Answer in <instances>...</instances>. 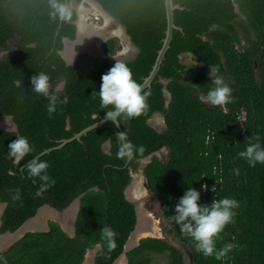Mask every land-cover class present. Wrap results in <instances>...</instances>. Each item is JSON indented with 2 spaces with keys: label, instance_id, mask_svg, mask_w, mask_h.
Wrapping results in <instances>:
<instances>
[{
  "label": "trees",
  "instance_id": "1",
  "mask_svg": "<svg viewBox=\"0 0 264 264\" xmlns=\"http://www.w3.org/2000/svg\"><path fill=\"white\" fill-rule=\"evenodd\" d=\"M95 1L125 27L138 48L134 57L122 62L141 83L164 36V0ZM58 3L66 7V18L53 15L50 0H0V50H7L0 58V114L10 115L17 127V131L0 129V203H6L0 231H14L42 204L62 209L84 195L72 237L57 222L48 221L49 230L27 231L0 251V264H81L86 250L96 244L100 248L94 264H111L135 224L133 204L123 194L130 181L129 167L135 170L138 158L162 146L168 152L153 154L143 166L145 184L159 204L160 217L169 225L166 234L186 249L190 264H264V164L250 167L238 156L249 143L256 142L257 135L264 147V0H173L183 7L173 11L174 23L181 30H173L157 75L150 87L143 89L151 93L149 108L128 122L121 119L122 130L133 144L143 145V154L124 167L126 160L117 158L118 130L107 122L80 141H70L39 157L49 163L47 174L55 184L36 197L41 181L29 178L27 170L20 167L60 139L104 118L105 111L112 108L100 109L94 92H99L102 74L116 61L80 52L72 64H66L58 51L62 38H74L76 13L66 0ZM234 3L247 17L248 27L235 21ZM240 32L246 47L240 44ZM117 47L113 38L102 44L106 54H113ZM182 54L200 59L205 67L186 65ZM211 65L233 89L234 102L227 104L225 111L200 100V95L213 87L206 68ZM39 72L51 76L53 90L64 81L59 96H67L68 103L58 104L51 117L47 98L31 90V77ZM165 90L170 94L168 103ZM154 113L163 116L160 132L147 123ZM19 135L28 139L34 151L17 166L8 157L7 145ZM109 138L106 153L101 145ZM189 187L200 192V205L224 197L240 202L235 222L226 225L216 242L218 249L226 243L236 245L223 260L197 253L193 241L172 219L175 205ZM17 188L20 200L13 201ZM106 225L118 233L111 251L101 240ZM156 256H165L166 264H186L176 245L149 236L126 252L125 264H154Z\"/></svg>",
  "mask_w": 264,
  "mask_h": 264
},
{
  "label": "clouds",
  "instance_id": "2",
  "mask_svg": "<svg viewBox=\"0 0 264 264\" xmlns=\"http://www.w3.org/2000/svg\"><path fill=\"white\" fill-rule=\"evenodd\" d=\"M50 6L54 10L53 15L59 13L61 18H66L67 9L58 0H50ZM210 81L213 85L206 95H201L203 103L224 108L227 104L234 102L232 96L233 89L219 75V70L211 65L209 72ZM51 76L45 72H39L31 77V90L48 100L47 112L49 117L57 111V105H66L68 97L63 99L59 96V90H53ZM99 96L100 109H107L110 105L111 110L105 111L104 120H110L114 126L121 124V119L128 122L144 114L149 105L147 99L150 92L143 90L142 85L133 78L131 68L120 60L101 76L99 92H94ZM118 152L117 158L131 161L137 154L145 151L143 145L136 146L129 139L126 131L116 133ZM255 141L249 143L244 151H240L238 156L247 161L250 167L257 164H264V147L259 143V135L255 136ZM110 142V138H109ZM8 157L13 163L20 166V162L34 151L28 139L19 135L8 143ZM50 167L47 161H42L38 156L28 160L21 167L26 169L29 178H39L40 187L36 190L35 196L42 197L49 187L55 184V180L48 174ZM238 173V169L235 170ZM35 179L33 183H35ZM218 183V181H217ZM206 188V185H202ZM215 192V188H212ZM200 192L189 187L185 190L182 197L175 205V214L172 216L174 222L179 226L180 231L193 241L194 250L204 257H214L216 260L225 259L228 254L236 247L232 243H226L221 248H217L216 242L220 239L226 225L234 223L237 215L236 210L240 207V202L235 198L224 197L219 200H212L210 204L200 205L198 200ZM13 201L20 200V190L17 188L12 195ZM118 233L111 226H104L101 229V240L106 241L108 249L114 250L116 247V237Z\"/></svg>",
  "mask_w": 264,
  "mask_h": 264
},
{
  "label": "water",
  "instance_id": "3",
  "mask_svg": "<svg viewBox=\"0 0 264 264\" xmlns=\"http://www.w3.org/2000/svg\"><path fill=\"white\" fill-rule=\"evenodd\" d=\"M90 1L95 2L109 16V18L115 23V25H118V26H120L122 28L124 34L127 37V40H128V43H129V47L132 49V54H131V56H128L126 54V52L121 53V52H117V50L113 54H105L103 52V49H102V44L107 39L117 38L118 41H120L119 38L116 37V36H114V35L113 36L107 35V36L102 37V39L99 41V45H98V48H97V52H94V51H91V50L85 49V48L77 49L76 51L73 52L72 57H70L69 59H67L63 55V50L65 49V41L66 40L75 41L77 39L78 35H79V29L80 28H79V24H78V20H79V8L74 4L75 1H73V0H69V1L66 0V4H68L71 8H73L75 10L76 19L74 21V24H75L76 29H75V35H74V38L73 39H69L67 37L62 38V48L58 52L61 55V57L64 59L65 63L66 64H72L75 61V59L77 58V54L80 53V52L88 53V54H90V55H92V56H94L96 58L104 59L107 62H115L116 60L126 61V60L134 57L136 55V53L138 52V48L131 41V37L127 33L125 27L120 22H118L116 19H114L108 12H106L103 9V7L97 1H95V0H90ZM164 6H165V19H166V27H165V30H164V36H163V38L161 40V46L157 50V54L155 56V60H154V62L152 64V66H151V69L149 70L148 74L143 78L142 82L140 83L142 85V88L143 89L150 87L151 82L153 81V79L157 75L158 70L160 68V65H161V63H162V61L164 59L165 53H166L167 49L169 48L170 42L172 40L173 30L174 29L181 30V27L177 26L174 23L173 11L175 9H182L183 7L180 6L178 3H173V0H164ZM63 85H64V81H61L59 83V85L56 87V89H62L63 88ZM164 92L168 96V91L165 90ZM0 116L8 117L10 119L11 123H12V127H3V126H0V129H4V130H8V131H17L16 124H15V122L13 121V119H12V117L10 115H2V114H0ZM107 122H111V121L110 120H104V118H102V119H100L98 121H95L94 123L89 124V125L85 126L84 128H82L80 131L74 133L72 136H70L68 138H62V139H60L56 145H54L52 147H49V148H46V149H43L41 152H39L34 157H36V156L40 157L43 154L48 153L51 150L59 149V148H61L62 146H64L66 143H68L70 141H73V140L80 141L81 140V137L83 135H85L87 132L91 131L92 129H94L96 127H100V126H102L103 124H105ZM147 123L149 125H152L151 118H148L147 119ZM115 127L117 128L118 132L123 131L122 130V127H121V124L118 127L117 126H115ZM101 147H102V149H103L104 152L109 153V149H110L109 139H106L102 143ZM155 153H157V152L155 151V152H152V153H150V154H148V155H146V156H144L142 158H138L137 161L147 162V161H149L150 157L153 154H155ZM128 162L129 161H126V163L124 164V167H128ZM24 164H26V163H24ZM21 167H20V169H21ZM134 174H138L141 177V180L143 182V180H144V174H143V172L141 170H139V169L136 171V170H133V169H131L129 167L130 181L125 186V188L123 190V194H124L125 199L128 200L129 202H131L133 204L134 213H135V224H134V227L132 228V230L129 232V234H128V236H127V238H126V240H125V242L123 244V248H122L121 253L113 260V262L111 264H114L120 258H122V261H121L120 264H125L127 262L126 252L128 250L134 248L135 246H137L140 239H142L144 237H148V236L149 237H157V236L150 235V234H144V235H138V237L135 238L137 232L140 231L139 228H142L146 232L151 231L154 221L152 219L151 214L144 207V204H143V199H144V197L146 195V190L144 191V193H145L144 197L141 195L138 198H133V197H131L128 194V189L130 188V186H131V184L133 182V175ZM92 189L96 190L97 187H92ZM83 195H84V193H81L80 195H78L77 197H75L74 199H72L68 203V205H66L62 209H57V208H55V207H53V206H51L49 204H42V205H40L36 209L35 213L32 216H30L26 220H24L14 231H5L4 233H6V232H8V233L16 232L26 221H28L31 218H34L36 216L37 212L39 211V209L42 208V207L48 206L49 208H52L53 210H55L57 212H62L64 210H66L67 208H69L72 203H75L76 204V209H75V212H74V215H73V219H72V227H71L72 229L71 230H67L57 220L53 219L54 222H58V224L61 227V229L68 236L72 237L74 235V233H75L74 224H75V219H76L77 213L79 211L80 198ZM5 205H6L5 202L0 203V216H1V213H2ZM47 230H49V226L47 224L45 225L44 228L27 229V230L23 231L20 235H18L16 238H14L13 240H11L9 243H7V244L3 245L2 247H0V251L6 250L11 244H13L16 240H18L27 231H47ZM4 233H0V235H2ZM134 238H135V240H134ZM99 248H100V244H96L95 246H93L92 248H90V249L93 250V256H92L91 264H94V257H95L96 251ZM87 250H89V249H87ZM87 250H86V253H87ZM86 253H85V255H86ZM85 255H84V257H85ZM83 263H84V259H83V261H82L81 264H83Z\"/></svg>",
  "mask_w": 264,
  "mask_h": 264
},
{
  "label": "bare ground",
  "instance_id": "4",
  "mask_svg": "<svg viewBox=\"0 0 264 264\" xmlns=\"http://www.w3.org/2000/svg\"><path fill=\"white\" fill-rule=\"evenodd\" d=\"M91 2L93 3V1H91ZM99 8L94 2L90 10L93 12L92 14H94L96 16L102 15V17L104 18V25L99 26V27L93 26L94 29L92 27L89 29L88 27L85 26V28H84L85 30L83 31V29H82V31H81L82 37L78 41H76L75 43H70L73 41L66 40L65 41V49L63 50V55L66 58H67V56H69L71 54V52H74L77 49H82V48L97 52V46L99 45V41L102 39V37L107 36V35H109V36H113V35L115 36V34L118 35V37L121 39V42L124 43V49L121 53L126 52L127 49H129L128 48L129 43H128L127 37L124 34L122 28L118 25H114V24L112 25V22L110 21L109 16L101 8L100 9L102 11ZM83 9L84 8L81 5V7L79 8V10H81L79 17H81L82 20L85 19L84 18L85 12L82 13ZM78 24H79V28H80V21L79 20H78ZM82 25L84 26V24H82ZM79 32H80V29H79ZM77 39H78V37H77ZM96 43H97V46H95ZM0 126L12 127V123L8 117L0 116ZM144 191H145V188L142 185L141 177L138 174H134L133 175V182H132L130 188L128 189V194L133 198H138L141 195L144 196ZM75 209H76L75 203H72L69 208H67L66 210H64L62 212H57V211L53 210L52 208H49L48 206L40 208L39 211L37 212L36 216L34 218H31L28 221H26L16 232H13V233L6 232V233L0 235V247L9 243L11 240L16 238L18 235H20L23 231H25L27 229L44 228L46 225V221L44 219H46L47 217H51V218L57 220L64 228H66L67 230H71L72 229L71 228L72 227V219H73ZM139 229H140V231L137 232L135 238L138 237V235H144V234L155 235L157 233L156 229H154V224L152 226V231L146 232L142 228H139ZM135 238H134V240H135ZM87 253H88L87 258L89 261H86ZM87 253L85 255V260H84L83 264H91L92 256H93V250L92 249H90L89 251L87 250ZM121 261H122V258L118 259L114 264H120Z\"/></svg>",
  "mask_w": 264,
  "mask_h": 264
},
{
  "label": "rangeland",
  "instance_id": "5",
  "mask_svg": "<svg viewBox=\"0 0 264 264\" xmlns=\"http://www.w3.org/2000/svg\"><path fill=\"white\" fill-rule=\"evenodd\" d=\"M74 4L78 8H80L81 5L83 6L84 9H83L82 13L85 12L84 13L85 14L84 18H85L86 22L92 23V24H96L98 26H102L103 25L104 18L102 17V15L96 16V15L92 14L93 12L90 9H91L93 3L90 2V0H79V1L75 2ZM80 12H81V10H79V14H80ZM111 22H112V25L113 24L115 25V23L112 20H111ZM128 48L131 49L130 47H128ZM122 49H123V44L121 45V47H117V52H121ZM129 56H131V55H129ZM181 60L184 61V62H191V63L195 64V66H196V60L192 56H189L187 54H182L181 55ZM153 118L156 119V120L158 118L159 122L161 121V116L160 115L153 114L151 116V120ZM160 124H162V123H160ZM140 169H142L141 166H139V170ZM142 183L144 185L143 187L146 190V195L144 193L145 197L143 196L144 197V199H143L144 207L149 211V213L151 214L152 218H154L155 224L157 226V233L154 236L166 238L171 243L176 245L182 251L185 263L186 264H190L189 254L187 253L186 249L179 243V241L175 237L166 234V230L169 227V225L160 217L159 204H158L156 198L149 192V190L146 189L145 182H142ZM50 219H53V218L47 217L44 220L48 221ZM87 257H88V253H87V256H86V261H89ZM84 260H85V257H84ZM166 262H167V259H166L165 256H156L155 260H154V264H166Z\"/></svg>",
  "mask_w": 264,
  "mask_h": 264
},
{
  "label": "flooded vegetation",
  "instance_id": "6",
  "mask_svg": "<svg viewBox=\"0 0 264 264\" xmlns=\"http://www.w3.org/2000/svg\"><path fill=\"white\" fill-rule=\"evenodd\" d=\"M74 1V0H73ZM91 2V1H90ZM94 3V2H93ZM96 4V3H95ZM97 5V4H96ZM98 6V5H97ZM98 8H99V6H98ZM100 9V8H99ZM101 10V9H100ZM234 10L237 12V14H238V16L235 18V21L237 22V21H242L243 22V25L244 26H246V27H248V19H247V17L244 15V14H242L240 11H239V9H238V5L236 4V3H234ZM102 11V10H101ZM79 21H80V32H79V35H78V39L77 40H75V41H73V42H70V43H75L76 41H78L81 37H82V35H81V31H82V29H83V31L85 30L84 28H85V26L86 27H88L89 29L92 27L93 29H94V27L93 26H95V27H99L98 25H96V24H92V23H88V22H86L85 21V19L84 20H82V18L81 17H79ZM111 21V20H110ZM82 24H84V26L82 25ZM103 25H104V23H103ZM102 25V26H103ZM83 27V28H82ZM242 35H243V33H241L240 32V34H239V37H240V44L243 46V47H246L247 46V42L244 40V39H242ZM115 36L116 37H118V35H116L115 34ZM85 38V37H84ZM119 38V37H118ZM113 39H115L116 41H117V45H118V47H121V44H123V49H124V43L122 42V43H120L121 42V39L119 38V40L120 41H118V39L117 38H113ZM235 46H238L237 45V43L236 42H234L233 43ZM95 46H97V43L95 44ZM97 48H98V46H97ZM103 49V48H102ZM123 49H122V51H123ZM117 50V49H116ZM115 50V51H116ZM114 51V52H115ZM121 51V52H122ZM7 52V50L6 49H1L0 50V58L5 54ZM104 52V51H103ZM106 54V53H105ZM126 54L129 56V55H131L132 54V50L131 49H127V51H126ZM72 55H73V52H71V54L69 55V56H67V59H69L70 57H72ZM187 55H189V56H192L191 54H187ZM192 57H194V56H192ZM195 58V60H196V66H195V64H193V63H191V62H184L186 65H189V66H193V67H195V68H200V67H205V65H204V63L200 60V59H198V58H196V57H194ZM206 68H207V70H208V72H210V70H211V67H207L206 66ZM55 90H60V89H56V87H55ZM164 94H165V92H164ZM165 96H166V103H168V101H169V99H170V94H169V92H168V96L165 94ZM201 96V95H200ZM207 105H209V104H207ZM224 111H225V108H222ZM154 114H156V115H160L161 116V121L159 122V120H158V118H157V120L156 119H152L151 121H152V127L154 128V129H156L157 131L159 130V132L161 131V129L163 128V126H164V120H163V116L160 114V113H154ZM2 115H5V114H2ZM151 118V117H150ZM160 123H162V124H160ZM10 127V126H9ZM155 152V151H154ZM157 153H155L156 155H158V156H160L161 154H164V153H167L168 152V150L166 149V147L165 146H162L159 150H157L156 151ZM161 152V153H160ZM160 153V154H159ZM137 161V160H136ZM139 162V165H138V168H136L135 170H138L139 169V166H141V168L142 169H140L142 172H143V174H144V171H143V166L148 162H140V161H138ZM143 182H145V176H144V181ZM142 185H143V183H142ZM144 186V185H143ZM145 186H146V184H145ZM146 189L148 190V188L146 187ZM5 208V207H4ZM4 210V209H3ZM3 212V211H2ZM1 215H2V213H1ZM153 219V221H154V218H152ZM0 220H1V216H0ZM48 221H53L52 219H50V220H48ZM48 221H46V224L48 225ZM153 224H154V229H156V231H157V226H155L156 224H155V221L153 222ZM0 225H1V221H0ZM6 231H9V230H6ZM152 231V230H151ZM5 231H3V232H1L0 231V233H4Z\"/></svg>",
  "mask_w": 264,
  "mask_h": 264
}]
</instances>
